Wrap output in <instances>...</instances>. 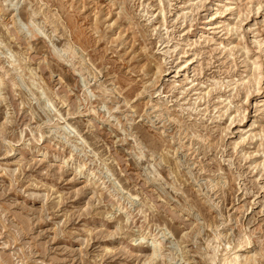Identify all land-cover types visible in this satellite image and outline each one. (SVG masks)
Returning <instances> with one entry per match:
<instances>
[{"label":"rangeland","instance_id":"obj_1","mask_svg":"<svg viewBox=\"0 0 264 264\" xmlns=\"http://www.w3.org/2000/svg\"><path fill=\"white\" fill-rule=\"evenodd\" d=\"M226 250L264 264V0H0V264Z\"/></svg>","mask_w":264,"mask_h":264},{"label":"bare ground","instance_id":"obj_2","mask_svg":"<svg viewBox=\"0 0 264 264\" xmlns=\"http://www.w3.org/2000/svg\"><path fill=\"white\" fill-rule=\"evenodd\" d=\"M158 71H159V70H158ZM158 74L161 75V72H160V71L157 72V75H158ZM259 83H260L259 78H255V84L258 86ZM84 166H85V165H84ZM102 184H103V183H102ZM153 238H154V237H153ZM247 238H249V237H247ZM250 241H251V240H249V239H245V238H244L243 244H241L242 240H241V242L239 241V243H238V245L240 244V247H239V248H242L243 246L246 247V245H249V244H250ZM152 243H153V244H152L153 249H152V252H151L152 254H151V256H150V260H154V258L157 257V255H158L159 252H160V247H159V246H160V243H159L158 241H155V240H154ZM244 244H245V245H244ZM238 245H237V246H238ZM152 246H151V247H152ZM237 246H236V248H237ZM234 248H235V247H234ZM229 250H230V249H229ZM231 250H232V249H231ZM226 251H227V250H226ZM229 253H230L229 251H227L225 254H223V253L221 254V253H220L221 255L218 253L219 255H218V258H217V260H216L217 263H215V264H232V263H233V264H238V263H239V261H237V260L239 259L238 257H237L238 259H237L236 257H234L233 260L229 261V258H230V257L228 256ZM246 257H247V256H246ZM246 257L244 258L245 263H247V258H246ZM242 258H243V257H242ZM248 261H250V258H249Z\"/></svg>","mask_w":264,"mask_h":264}]
</instances>
